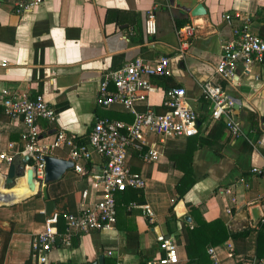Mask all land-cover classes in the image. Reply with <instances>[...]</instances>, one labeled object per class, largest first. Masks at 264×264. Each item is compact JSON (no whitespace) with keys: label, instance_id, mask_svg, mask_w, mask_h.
I'll return each instance as SVG.
<instances>
[{"label":"crops","instance_id":"1","mask_svg":"<svg viewBox=\"0 0 264 264\" xmlns=\"http://www.w3.org/2000/svg\"><path fill=\"white\" fill-rule=\"evenodd\" d=\"M18 1L29 0H0V100L3 89L41 95L57 115L51 125L37 122L42 136L63 131L83 141L97 117L127 123L125 118L132 115L121 105L103 108L96 98L103 75L136 57L150 61L168 57L172 85L185 89L198 117L196 134L189 138L147 136L148 145L163 143L158 161L146 163L131 153L130 169L141 173L146 185L137 195L116 193L113 229L74 237L71 247L52 249L45 264H97L98 256L104 257V264H159L163 256L156 241L159 235L175 242L178 264H188L183 230L196 225L188 206H196L195 218L207 223L219 220L235 235L209 246L211 264H264V257L256 254L264 224V175L251 172L264 167V64L241 69L238 63L237 83H222L233 101L230 118L240 126L237 137L225 129L224 118L211 117L212 106L201 92L202 84L214 75L222 46L236 29L247 24L250 32L264 39V0H41L33 10L17 15ZM199 4L205 14L192 16ZM149 21L154 23V34H149ZM190 23L195 34L188 51L180 55L177 31ZM157 84L152 78L138 111H165L164 88ZM24 131L23 124L11 122L0 104V153L9 142L20 146ZM191 151L195 183L178 200L174 188L183 174L174 161L184 165V153ZM54 156L69 160L67 149H57ZM89 164L85 175L70 170L48 186L58 212H73L83 192H87L84 207L92 208L99 199L97 177L104 159L94 154ZM7 170L0 161V187ZM13 189L23 190L24 195L0 205V255L7 243L2 264H35L30 242L44 229V200L40 192L33 193L36 186L31 187L27 177ZM226 189L232 194H224ZM254 208L260 213L256 221L251 217ZM64 228L63 218L59 233ZM244 231L247 234L239 236Z\"/></svg>","mask_w":264,"mask_h":264},{"label":"built area","instance_id":"2","mask_svg":"<svg viewBox=\"0 0 264 264\" xmlns=\"http://www.w3.org/2000/svg\"><path fill=\"white\" fill-rule=\"evenodd\" d=\"M41 0L15 2L17 15L33 10ZM226 19L229 16L225 17ZM149 34L155 33L154 23H148ZM179 37L178 53L185 55L195 34L194 24H186L177 31ZM234 37L222 46V53L215 65L214 75L201 86L202 97L212 106L211 117L224 118L225 129L230 136L240 135V126L230 118L232 99L226 94L222 83L235 85L236 64L244 67L264 64V39L249 31L247 24L234 31ZM170 59L160 57L146 60L136 57L117 69L105 73L98 87L96 104L103 108L121 105L132 115L131 123L97 117L86 140L78 141L70 134L57 131L41 135L38 121L51 125L56 122L55 110L44 98L24 91H1L0 104L4 114L11 122H20L25 131L21 134L20 146L13 142L7 144L0 153V161L9 166L15 156L27 155L29 162L25 168L33 170L34 181L42 184L44 180V157L54 156L57 149H67L69 160L73 162V171L85 175V165L92 155L104 159V165L97 177L99 199L92 208L84 207L87 192L81 194V201L73 212H67L63 218L65 228L58 230V214L47 217L44 229L34 235L30 242L31 258L35 264H45L48 254L54 248H69L73 238L93 231H106L116 223V193L128 189L143 190L146 178L141 173L132 172L129 166L131 153H135L146 163L156 162L163 156L164 146L148 145L147 136L153 135L165 140L182 139L196 134L197 114L189 106L186 91L182 87L164 90L163 106L165 111L156 114L151 110L138 111V106L146 101V92L151 90V79L170 77ZM264 133V121L262 122ZM147 146V147H146ZM147 148V149H146ZM254 175H264V167L251 170ZM222 193V192H221ZM231 195V189L223 191ZM234 199H231L233 202ZM263 212H264V205ZM151 216L148 207H144ZM163 256L159 264H178L175 242L163 235L156 237ZM263 264V263H262Z\"/></svg>","mask_w":264,"mask_h":264},{"label":"trees","instance_id":"3","mask_svg":"<svg viewBox=\"0 0 264 264\" xmlns=\"http://www.w3.org/2000/svg\"><path fill=\"white\" fill-rule=\"evenodd\" d=\"M155 78V77H154ZM156 81L158 82L157 85L162 86L164 90L169 88L176 87L172 85L170 77H156ZM125 121L129 124L132 122L131 118H125ZM192 151L189 153H184L182 159L185 160L184 165L177 163V160L174 161L176 168L181 170L182 177L176 187L174 188L175 193L178 195V200L183 199L184 196L190 191V189L194 186L195 180L193 171L191 168L192 163ZM133 156H137L133 154ZM89 162L85 165V169L88 170L90 168ZM129 191H134L135 195L139 194L140 190H133L128 189L124 192H120L121 194H125ZM40 197V193L37 195ZM139 201V200H138ZM117 204V199H115ZM188 212L190 215L196 220V225L193 228H185L183 230V235L185 237V250L188 258V264H211L210 256L207 253V249L209 246H217L220 245L228 240V238L235 236L234 234L228 233L225 225L219 221L214 220L212 222H205L201 219L195 218V213L199 214L197 211L196 206H188ZM67 212L64 210L62 212H58V224L60 223V228L63 223V216ZM172 213V209H170V214ZM171 216V215H170ZM260 232L258 233L257 238V257L262 258L264 257V224H260ZM248 231H244L239 234V236L243 237L247 234ZM5 243L3 245L1 255H0V264L4 259V254L6 250ZM139 264H146L145 261L140 262Z\"/></svg>","mask_w":264,"mask_h":264},{"label":"water","instance_id":"4","mask_svg":"<svg viewBox=\"0 0 264 264\" xmlns=\"http://www.w3.org/2000/svg\"><path fill=\"white\" fill-rule=\"evenodd\" d=\"M203 14H205V10L202 4L197 5L194 10L191 11L192 16H200ZM241 69H244L243 65L241 66ZM49 134H52V132ZM28 162L29 157L27 155H17L15 156L13 162L8 166L7 173L4 175V180L0 187V205H8L15 200V192H4L3 190L13 189L20 179L27 177L28 184L31 187L36 186L35 193L40 192L42 195L46 217L49 218L54 214H58L56 201L49 198L48 186L62 180L65 174L73 169V162L71 160L60 159L55 156H45L44 180L41 185L34 181L33 170L25 168ZM251 217L253 221L260 218L258 208H254L251 211ZM239 218L240 216L236 217V219ZM186 220L190 221V218L186 217ZM97 264H104L103 256H98Z\"/></svg>","mask_w":264,"mask_h":264},{"label":"bare ground","instance_id":"5","mask_svg":"<svg viewBox=\"0 0 264 264\" xmlns=\"http://www.w3.org/2000/svg\"><path fill=\"white\" fill-rule=\"evenodd\" d=\"M4 192H15V199L17 198V195L19 194H22L24 195V191L23 190H16V189H11V190H3ZM36 189L33 190V193H35ZM15 201V200H13Z\"/></svg>","mask_w":264,"mask_h":264}]
</instances>
